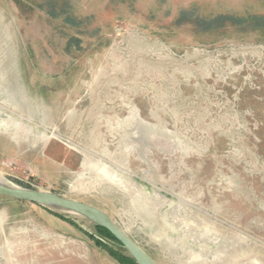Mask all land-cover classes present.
Masks as SVG:
<instances>
[{"label": "rangeland", "instance_id": "1", "mask_svg": "<svg viewBox=\"0 0 264 264\" xmlns=\"http://www.w3.org/2000/svg\"><path fill=\"white\" fill-rule=\"evenodd\" d=\"M220 13L264 0H0L2 180L102 209L157 264H264V30H204ZM69 216L0 195V264H118Z\"/></svg>", "mask_w": 264, "mask_h": 264}, {"label": "water", "instance_id": "2", "mask_svg": "<svg viewBox=\"0 0 264 264\" xmlns=\"http://www.w3.org/2000/svg\"><path fill=\"white\" fill-rule=\"evenodd\" d=\"M0 195L31 202L57 213L86 219L92 224L108 230L137 264H157L148 252L123 231L106 212L94 205L63 196L54 191L19 186L2 179H0Z\"/></svg>", "mask_w": 264, "mask_h": 264}, {"label": "trees", "instance_id": "3", "mask_svg": "<svg viewBox=\"0 0 264 264\" xmlns=\"http://www.w3.org/2000/svg\"><path fill=\"white\" fill-rule=\"evenodd\" d=\"M186 13H193V11L190 12H181L179 15V19H184L186 16H188ZM202 23L204 24V30H210L214 28L224 27L226 25H235L238 27L243 28L244 30H257L262 29L264 30V15L262 14H245V15H236V14H229V13H220L210 18L200 19ZM24 187L33 188L30 185L23 184ZM50 213L54 214L55 216L69 221L72 225L75 223L71 219V217L67 214H61L54 212L52 210H49L45 207H43ZM95 230L111 240L113 243L120 246L124 252H119L115 249H113L111 246L102 243L101 241L97 240L91 235V238L94 239V242L101 246L114 260L118 262V264H137L134 259L126 252L124 247L111 235V233L106 230L103 227L94 225Z\"/></svg>", "mask_w": 264, "mask_h": 264}, {"label": "crops", "instance_id": "4", "mask_svg": "<svg viewBox=\"0 0 264 264\" xmlns=\"http://www.w3.org/2000/svg\"><path fill=\"white\" fill-rule=\"evenodd\" d=\"M23 162L26 163V164H29V165L32 166L34 169H39V170H40L39 167L42 166V164H39L38 161H36V160L34 159L33 156L24 158V159H23ZM39 173H40V172H39ZM42 178H43V177H42ZM50 191H54V192H55L54 188H51ZM32 204H33V203H32ZM41 208H43V207H41ZM43 209H44V208H43Z\"/></svg>", "mask_w": 264, "mask_h": 264}, {"label": "built area", "instance_id": "5", "mask_svg": "<svg viewBox=\"0 0 264 264\" xmlns=\"http://www.w3.org/2000/svg\"><path fill=\"white\" fill-rule=\"evenodd\" d=\"M121 34H122V31L119 28L115 29V31H114V37L120 38L121 37Z\"/></svg>", "mask_w": 264, "mask_h": 264}, {"label": "bare ground", "instance_id": "6", "mask_svg": "<svg viewBox=\"0 0 264 264\" xmlns=\"http://www.w3.org/2000/svg\"><path fill=\"white\" fill-rule=\"evenodd\" d=\"M86 160H87V158H86ZM109 177H110V175H109ZM0 179H2L1 177H0ZM113 181V180H112Z\"/></svg>", "mask_w": 264, "mask_h": 264}]
</instances>
